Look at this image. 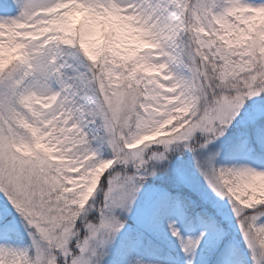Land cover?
Masks as SVG:
<instances>
[{"label": "snow or ice", "instance_id": "obj_1", "mask_svg": "<svg viewBox=\"0 0 264 264\" xmlns=\"http://www.w3.org/2000/svg\"><path fill=\"white\" fill-rule=\"evenodd\" d=\"M153 177L230 209L168 221L183 264H264V0H0V264H159Z\"/></svg>", "mask_w": 264, "mask_h": 264}, {"label": "rangeland", "instance_id": "obj_2", "mask_svg": "<svg viewBox=\"0 0 264 264\" xmlns=\"http://www.w3.org/2000/svg\"><path fill=\"white\" fill-rule=\"evenodd\" d=\"M13 15L16 13L13 12ZM108 155L107 152L104 153ZM190 157L186 154L183 158L178 156L173 158L172 168H184L190 169L189 163ZM198 180V177H197ZM167 191L171 195L175 196L179 194L181 198L185 199L189 203V207L184 210L183 214L175 207V205L167 204L161 206L160 202L163 199V193ZM2 199V194H0ZM226 202H219L218 198L207 189L206 186L200 185L198 188H194L188 185H177L172 181H165L159 177L150 178L144 185L141 192L137 195V201L131 216L128 218V227L133 230L143 233V237L156 238V240L162 239L167 240L168 243L176 245V241L172 238L167 229V223L169 220H175L176 226L180 228L184 235L194 236L199 231L204 230L206 225L200 222L198 213L207 216H211L218 224L222 227L227 228L235 234L233 222L228 219V213L230 209L225 207ZM154 219L156 221L153 223ZM165 225V231H156L161 229ZM119 242V241H118ZM179 259L175 260L176 264H183V254L177 249L174 251ZM243 256L247 258V250H243ZM151 259L158 261L155 257L150 255ZM206 250L201 249L195 258L196 264H205ZM159 264H174L165 260Z\"/></svg>", "mask_w": 264, "mask_h": 264}, {"label": "trees", "instance_id": "obj_3", "mask_svg": "<svg viewBox=\"0 0 264 264\" xmlns=\"http://www.w3.org/2000/svg\"><path fill=\"white\" fill-rule=\"evenodd\" d=\"M182 200L185 201V199L183 198ZM166 203L172 204V202L170 201H166ZM166 203L164 199H162V201L160 202L161 206H166ZM143 241L144 243L141 248V252L146 254L147 256H155L158 259L159 263L165 261L168 255L176 256L174 251L177 249V243L176 245H174L172 243H168L167 240H155L152 238H147L146 236L143 237ZM109 260H111V258H109ZM106 264H108V261H106Z\"/></svg>", "mask_w": 264, "mask_h": 264}]
</instances>
